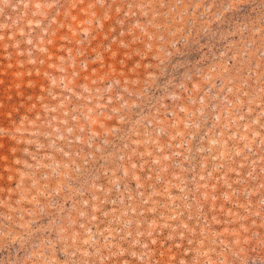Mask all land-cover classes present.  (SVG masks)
<instances>
[{
	"label": "rangeland",
	"instance_id": "rangeland-1",
	"mask_svg": "<svg viewBox=\"0 0 264 264\" xmlns=\"http://www.w3.org/2000/svg\"><path fill=\"white\" fill-rule=\"evenodd\" d=\"M0 264H264V0H0Z\"/></svg>",
	"mask_w": 264,
	"mask_h": 264
}]
</instances>
